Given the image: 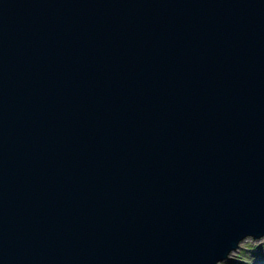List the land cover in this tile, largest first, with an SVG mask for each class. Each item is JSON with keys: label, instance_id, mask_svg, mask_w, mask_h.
Listing matches in <instances>:
<instances>
[{"label": "water", "instance_id": "1", "mask_svg": "<svg viewBox=\"0 0 264 264\" xmlns=\"http://www.w3.org/2000/svg\"><path fill=\"white\" fill-rule=\"evenodd\" d=\"M264 238V0H0V264H220Z\"/></svg>", "mask_w": 264, "mask_h": 264}, {"label": "rangeland", "instance_id": "2", "mask_svg": "<svg viewBox=\"0 0 264 264\" xmlns=\"http://www.w3.org/2000/svg\"><path fill=\"white\" fill-rule=\"evenodd\" d=\"M264 238L255 240L248 238L240 244L239 249L233 252L228 260L220 264H263Z\"/></svg>", "mask_w": 264, "mask_h": 264}, {"label": "bare ground", "instance_id": "3", "mask_svg": "<svg viewBox=\"0 0 264 264\" xmlns=\"http://www.w3.org/2000/svg\"><path fill=\"white\" fill-rule=\"evenodd\" d=\"M264 264V263H263Z\"/></svg>", "mask_w": 264, "mask_h": 264}]
</instances>
